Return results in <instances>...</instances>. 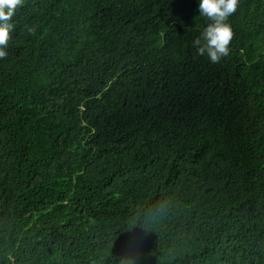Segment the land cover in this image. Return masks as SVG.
<instances>
[{"label":"trees","instance_id":"16d2710c","mask_svg":"<svg viewBox=\"0 0 264 264\" xmlns=\"http://www.w3.org/2000/svg\"><path fill=\"white\" fill-rule=\"evenodd\" d=\"M209 22L198 0H20L0 264H264V0H237L216 63Z\"/></svg>","mask_w":264,"mask_h":264},{"label":"clouds","instance_id":"9594fccd","mask_svg":"<svg viewBox=\"0 0 264 264\" xmlns=\"http://www.w3.org/2000/svg\"><path fill=\"white\" fill-rule=\"evenodd\" d=\"M19 2L20 0H0V57L6 55L2 46L7 44L12 27L8 21ZM236 5L237 0H198L199 13L210 22L193 41V45L199 55L206 54L213 63L219 62L229 53L228 45L232 40L233 31L226 20L236 10Z\"/></svg>","mask_w":264,"mask_h":264}]
</instances>
